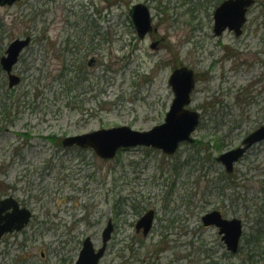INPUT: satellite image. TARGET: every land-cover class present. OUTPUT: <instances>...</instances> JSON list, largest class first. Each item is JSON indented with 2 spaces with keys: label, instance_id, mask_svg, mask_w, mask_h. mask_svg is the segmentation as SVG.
Wrapping results in <instances>:
<instances>
[{
  "label": "rangeland",
  "instance_id": "rangeland-1",
  "mask_svg": "<svg viewBox=\"0 0 264 264\" xmlns=\"http://www.w3.org/2000/svg\"><path fill=\"white\" fill-rule=\"evenodd\" d=\"M222 1L0 7V59L14 39H33L14 68L19 85L8 87L0 65V200L12 195L33 213L26 228L3 237L0 264H75L86 237L102 246L110 220L114 231L99 264H251L258 236L264 250V141L231 174L216 160L264 125V0L250 8L241 36L216 37L213 15ZM137 3L150 7L158 27L144 39L130 17ZM180 66L197 81L195 143L174 155L126 148L112 160L62 146L66 136L100 128L162 123L174 98L169 78ZM149 209L156 217L143 236L135 225ZM213 210L243 221L237 254L217 228L203 225ZM257 261L264 264V256Z\"/></svg>",
  "mask_w": 264,
  "mask_h": 264
},
{
  "label": "water",
  "instance_id": "water-1",
  "mask_svg": "<svg viewBox=\"0 0 264 264\" xmlns=\"http://www.w3.org/2000/svg\"><path fill=\"white\" fill-rule=\"evenodd\" d=\"M19 0H0V6L12 5ZM256 0H224L214 12L215 36H221L226 30L241 35L243 26L247 21L248 9ZM138 36L143 39L157 27L153 26L151 11L146 4L138 3L130 11ZM30 43V38L15 39L7 48L6 55L1 58V66L8 73L9 86L18 85L21 78L12 73L14 65L18 62L19 55ZM159 41L152 43L155 49ZM169 84L174 92V99L166 114L165 121L155 125L149 130H134L129 126H117L100 129L89 133L67 136L63 140L64 146L78 145L82 148H92L103 159H113L122 148L136 146L152 147L162 150L168 155H173L182 142H193L192 133L200 123V113L189 108L192 101V92L196 86L195 71L187 66L174 69L169 78ZM264 140V125L249 134L243 145L222 153L217 160L232 173L234 165L254 144ZM32 213L26 207H20L19 202L13 197L0 201V241L7 233L21 231L29 223ZM154 210L148 211L137 222V230L143 228L146 236L152 228ZM205 226H216L219 234L227 245L228 250L236 253L243 236V223L241 219L224 218L220 211L213 210L202 217ZM114 225L108 222L102 234L103 245L96 251L90 237L83 242L79 259L76 264H99L104 256L107 244L112 237Z\"/></svg>",
  "mask_w": 264,
  "mask_h": 264
},
{
  "label": "trees",
  "instance_id": "trees-1",
  "mask_svg": "<svg viewBox=\"0 0 264 264\" xmlns=\"http://www.w3.org/2000/svg\"><path fill=\"white\" fill-rule=\"evenodd\" d=\"M260 243H261V239L258 236V237H256V240L254 242V245L256 248L252 247L251 250L249 251V254L247 257V259L251 262V264H253L252 261L254 259H256L257 257H258L257 259H259V258L261 259L264 256V250L258 249V246H260ZM257 259H256V264H258Z\"/></svg>",
  "mask_w": 264,
  "mask_h": 264
},
{
  "label": "flooded vegetation",
  "instance_id": "flooded-vegetation-1",
  "mask_svg": "<svg viewBox=\"0 0 264 264\" xmlns=\"http://www.w3.org/2000/svg\"><path fill=\"white\" fill-rule=\"evenodd\" d=\"M27 37V36H26ZM29 38H30V41L32 42L33 41V39H32V36H28ZM31 44V43H30ZM95 60L93 59V62H94ZM249 135V134H248ZM248 135H246L244 138H243V140L248 136ZM243 140L241 141V143H240V145H242V142H243ZM62 142H63V140H62ZM62 142H61V144H62ZM193 143H195V141L193 142ZM63 145V144H62ZM233 171H235V168H234V170ZM18 200V199H17ZM18 202L20 203V201L18 200ZM20 205L22 206V204L20 203ZM23 207H25V206H23ZM27 208V207H26ZM150 210H154V209H149L148 211H150ZM147 211V212H148ZM146 212V213H147ZM145 213V214H146ZM207 213V212H206ZM143 216V215H142ZM141 216V217H142ZM155 217H156V211L154 210V219H155ZM138 222V221H137ZM136 225H137V223H136ZM135 225V227H136V231L139 233V232H141L142 231V234H143V236H144V233H143V228H141L140 230H137V226ZM153 226H154V223H153V225H152V228H153ZM152 228H151V230H152ZM150 230V231H151ZM150 233V232H149ZM147 236V235H146Z\"/></svg>",
  "mask_w": 264,
  "mask_h": 264
}]
</instances>
